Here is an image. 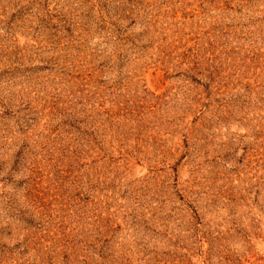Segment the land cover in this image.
Masks as SVG:
<instances>
[{
    "label": "rangeland",
    "instance_id": "rangeland-1",
    "mask_svg": "<svg viewBox=\"0 0 264 264\" xmlns=\"http://www.w3.org/2000/svg\"><path fill=\"white\" fill-rule=\"evenodd\" d=\"M0 264H264V0H0Z\"/></svg>",
    "mask_w": 264,
    "mask_h": 264
}]
</instances>
